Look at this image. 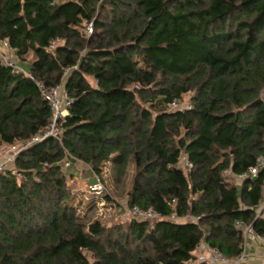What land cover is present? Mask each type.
<instances>
[{
    "label": "trees",
    "instance_id": "trees-1",
    "mask_svg": "<svg viewBox=\"0 0 264 264\" xmlns=\"http://www.w3.org/2000/svg\"><path fill=\"white\" fill-rule=\"evenodd\" d=\"M0 39L27 61L0 62V148L47 127L41 87L71 99L60 140L0 172V264H185L203 240L236 257L237 219L264 233V168L237 180L264 157V0H0ZM64 161L99 178L97 203L132 165L128 207L162 218L87 222Z\"/></svg>",
    "mask_w": 264,
    "mask_h": 264
},
{
    "label": "built area",
    "instance_id": "built-area-1",
    "mask_svg": "<svg viewBox=\"0 0 264 264\" xmlns=\"http://www.w3.org/2000/svg\"><path fill=\"white\" fill-rule=\"evenodd\" d=\"M88 32H91V23L86 26ZM53 45V44H52ZM51 45V46H52ZM16 54L12 51L8 45L7 40L0 39V62L4 65L10 67L13 72H24V70L16 64L14 57ZM28 75L27 73H25ZM40 92L43 98H45L50 107L51 117L48 122L47 127L36 136L32 137L29 141L20 142L17 144H12L10 146H2L0 148V172L8 169V165L13 162L15 156L23 149L31 145L32 143L41 141L43 139L52 137L55 139L61 138L63 129L61 124L63 119L67 115V107L71 103V99L68 97L61 85H57L50 90L40 88ZM172 108L190 109L191 103L188 101L186 103H181V100L174 99L171 102ZM181 163L185 168H191L192 164L182 157ZM264 168V157H258L256 163L250 166L247 170L237 174V179L239 181H245L247 179L255 178L258 172ZM223 174L229 176L230 172L224 170ZM93 183L87 185V190L95 195H100L104 186L100 182L98 177ZM128 212L134 215L135 218L145 221H155L162 218V215L157 211L148 208L142 209L137 205L132 207H127ZM203 215L194 216L191 214L186 215L185 221L197 222ZM264 218V197L256 209L255 218ZM170 219L180 220V217L176 215H171ZM234 226L239 230L243 237V246L241 252L233 258L226 257L222 252L216 248L209 245L206 241H200L196 246L197 259L189 260L185 264H245L249 259V254L246 252L245 247L249 244H257L260 251L259 257L264 260V233H258L254 230L251 222H246L243 219H237L234 222Z\"/></svg>",
    "mask_w": 264,
    "mask_h": 264
},
{
    "label": "rangeland",
    "instance_id": "rangeland-1",
    "mask_svg": "<svg viewBox=\"0 0 264 264\" xmlns=\"http://www.w3.org/2000/svg\"><path fill=\"white\" fill-rule=\"evenodd\" d=\"M191 95L185 94L181 96V103H186L189 101ZM63 169L65 172L71 174L72 176L69 183L73 189V193L75 195V203L78 207V211L81 215L85 217V220L92 221L94 219L101 220L106 225H113L118 222L127 223L130 219L131 215L127 211V192L131 186V179L133 175V166H129L126 172V175L123 176L122 179L117 180L113 174V172L109 169L104 175L105 182L107 184V188L105 192H109L112 196L111 202L100 201L97 203L99 199L92 198V193L88 192L87 186L84 183L83 172L87 168V166L77 162L74 165L75 174L71 172L70 168H67V162L64 161ZM12 168L13 166L10 165ZM86 177H90V174L87 172ZM91 178V177H90ZM94 178H91L89 183H93ZM103 200V199H101Z\"/></svg>",
    "mask_w": 264,
    "mask_h": 264
},
{
    "label": "crops",
    "instance_id": "crops-1",
    "mask_svg": "<svg viewBox=\"0 0 264 264\" xmlns=\"http://www.w3.org/2000/svg\"><path fill=\"white\" fill-rule=\"evenodd\" d=\"M14 59H15V61L17 62V63H19L21 66H23V67H26L27 66V61L26 62H22V63H20L19 61H18V59H17V57L15 56L14 57ZM77 162H79V163H81V164H83L82 162H80V161H73L72 163L70 162V163H67V168H70V170H71V172H73L74 174H75V169H74V165H76L77 164ZM83 165H85V164H83ZM86 166V165H85ZM89 173L90 174V177L92 178V176H93V173H92V171L87 167L85 170H84V172H83V179H84V183H86L85 185L87 186L88 184H89V181H91V178L89 177H86V173ZM66 174H68L67 172H66ZM72 174V173H71ZM71 174H69V175H71ZM232 179H234V178H232ZM254 179V178H253ZM234 180H236V179H234ZM238 180V179H237ZM238 182H240L239 180H238ZM249 189V188H248ZM262 201V200H261ZM261 203V202H260ZM260 205V204H259ZM258 207H256V209H257ZM256 213V212H255ZM263 220H264V218H262ZM245 249H246V252L249 254V259H248V261L245 263V264H264V260L263 259H260V257H259V251H260V249H259V247H258V245L257 244H255V243H253V244H249V245H247L246 247H245Z\"/></svg>",
    "mask_w": 264,
    "mask_h": 264
}]
</instances>
